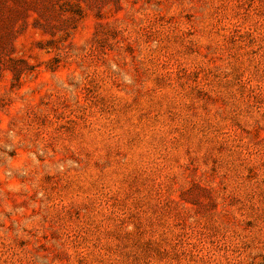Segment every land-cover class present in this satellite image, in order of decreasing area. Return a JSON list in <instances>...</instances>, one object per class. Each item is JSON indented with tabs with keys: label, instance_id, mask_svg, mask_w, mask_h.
<instances>
[{
	"label": "rangeland",
	"instance_id": "1",
	"mask_svg": "<svg viewBox=\"0 0 264 264\" xmlns=\"http://www.w3.org/2000/svg\"><path fill=\"white\" fill-rule=\"evenodd\" d=\"M0 264H264V0H0Z\"/></svg>",
	"mask_w": 264,
	"mask_h": 264
}]
</instances>
